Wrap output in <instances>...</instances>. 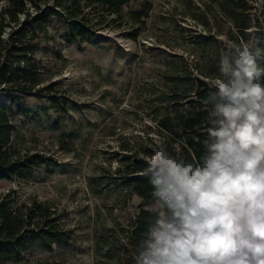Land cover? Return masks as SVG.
<instances>
[{"label": "rangeland", "instance_id": "374dc122", "mask_svg": "<svg viewBox=\"0 0 264 264\" xmlns=\"http://www.w3.org/2000/svg\"><path fill=\"white\" fill-rule=\"evenodd\" d=\"M105 1L26 3L29 18L49 9L48 23L26 29L38 40L21 66L28 65L38 96L10 106L11 148L55 164H41L24 179H0V194L47 203L68 240L48 249L31 243L18 264H113L114 237L153 203L125 184L123 156H151L162 146L169 136L158 117L183 102L198 71L212 73L225 42L232 46L228 30L236 29L219 0H126L118 10ZM243 2L253 25L246 32H263L264 0ZM72 20L91 38L69 42ZM18 28L7 26L3 39Z\"/></svg>", "mask_w": 264, "mask_h": 264}, {"label": "clouds", "instance_id": "9594fccd", "mask_svg": "<svg viewBox=\"0 0 264 264\" xmlns=\"http://www.w3.org/2000/svg\"><path fill=\"white\" fill-rule=\"evenodd\" d=\"M224 43L199 158L159 147L135 264H264V35Z\"/></svg>", "mask_w": 264, "mask_h": 264}, {"label": "trees", "instance_id": "16d2710c", "mask_svg": "<svg viewBox=\"0 0 264 264\" xmlns=\"http://www.w3.org/2000/svg\"><path fill=\"white\" fill-rule=\"evenodd\" d=\"M4 7L0 12V179H24L30 172L41 164H55L51 159L36 154H20L11 148V135L13 133V113L10 106L18 108V102L26 96H38L34 89L33 79L28 65L33 46L37 43L35 32H28L29 24L45 26L48 23L49 9L37 12L32 18L26 12L27 0H0ZM116 1V3H114ZM126 0H107L104 4L116 7L118 10ZM243 0H219L221 12L232 20L234 33L228 30L230 38L235 42L247 40L252 22L244 14ZM37 9V7H35ZM231 8V9H230ZM68 12L71 15L72 11ZM53 14V13H51ZM19 15L24 21L19 23ZM73 22V20H72ZM12 29L7 40L3 39V33L7 26ZM235 34L238 38H234ZM264 35L263 32H256ZM92 32L79 29L73 22L71 33L68 35L69 42L75 39L85 40L91 38ZM264 47V45H261ZM261 62H264V54H259ZM218 57L212 65L211 72L198 71L188 89L184 90L182 103L174 101L169 112L160 115L157 124L162 131H166L169 137L162 138V146L178 158H199L203 152V140L206 138L207 116L212 108L209 102V83L218 72ZM176 98V97H173ZM121 150H126L121 147ZM150 156L148 150L143 154L133 153L130 159L127 155L124 159L125 184L132 193L143 202L152 200V186L148 177L144 174L147 167L146 158ZM149 212L140 208L134 214L129 226L121 238H115L112 245L113 264H135L133 259L136 245L146 226V218ZM68 234L59 227L55 211L44 202L30 201L17 203L11 192L0 194V264H18L22 259V253L31 243L37 242L43 248H50L52 243L67 242Z\"/></svg>", "mask_w": 264, "mask_h": 264}]
</instances>
